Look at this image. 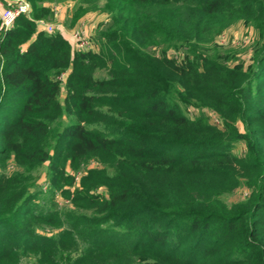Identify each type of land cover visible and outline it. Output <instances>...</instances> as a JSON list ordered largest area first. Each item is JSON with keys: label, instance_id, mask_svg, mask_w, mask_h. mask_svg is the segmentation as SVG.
<instances>
[{"label": "trees", "instance_id": "trees-1", "mask_svg": "<svg viewBox=\"0 0 264 264\" xmlns=\"http://www.w3.org/2000/svg\"><path fill=\"white\" fill-rule=\"evenodd\" d=\"M25 1L30 16L0 31V264H264V0H70L77 17L107 16L98 51L37 27L53 0ZM240 19L262 37L248 72L157 53ZM92 159L103 169L74 188ZM45 164L73 209L56 211L54 194L41 203Z\"/></svg>", "mask_w": 264, "mask_h": 264}, {"label": "rangeland", "instance_id": "rangeland-1", "mask_svg": "<svg viewBox=\"0 0 264 264\" xmlns=\"http://www.w3.org/2000/svg\"><path fill=\"white\" fill-rule=\"evenodd\" d=\"M47 5V4H46ZM103 5V2L100 3ZM49 6L53 9L55 13V18L52 20H44V25H52L53 32L52 33H62L67 37L72 43L73 47L75 42L72 38V34L76 31H84L85 35L89 39V42L92 45V51H98L100 47L99 37L101 36V32L105 29H108L110 26V22H108L107 16H105L100 11H87L83 16H79L81 14V9L78 11V3L77 1L70 0H53L49 3ZM89 7V6H88ZM85 9V8H84ZM42 24H37V27L40 29H45V26ZM262 41V37L258 30L255 28L253 24L250 22L240 19L234 23H232L225 32L216 37L214 41L209 43L197 42L195 40L190 42H185L183 46H181L178 50H173L168 48L164 43L157 47V53H164L166 51V55L169 57H181L183 61L191 58L194 59L196 56L203 57H211L215 58L223 64L228 65L231 68H238L245 72L250 71L254 68V54L258 49L259 44ZM75 49V47H74ZM153 50V49H150ZM96 78H105L107 76L106 70L97 71L95 74ZM66 74H63L60 77L61 82H65ZM64 90L61 92V100L64 98ZM185 113L190 117H196L198 115L204 114L208 118V121L211 124H214L218 127H224L222 120L214 112H209L197 108H183ZM64 122H68L64 119ZM63 122V123H64ZM240 125V124H239ZM241 128V125H240ZM244 147L241 143H238L235 146L234 153L237 155H241L244 153ZM7 167L2 168V172L6 174H10L11 171L16 170L17 167L14 166L13 162L9 160L7 163ZM92 169H103V165L97 161L96 159L90 160L81 170L73 173L70 171L69 167H67V171L74 175L75 177V186L74 188H79L80 180L84 175L86 170ZM41 174L38 180V185L40 186V191L42 192L41 203L44 204L46 198L49 195L54 194L55 197V207L56 211H68L73 209L70 200L64 198L60 191L52 192L50 179L48 176L47 165L45 164L37 174ZM67 190L73 191V188H66ZM97 194H105L106 191L104 188H100L96 190ZM248 193L247 189L240 188L235 191L232 195H229L225 198V201L228 204L241 201L246 194ZM43 233L49 234L51 230L46 228L42 230ZM32 259L23 258L21 264H30L32 263ZM143 264H155L153 262L143 260Z\"/></svg>", "mask_w": 264, "mask_h": 264}, {"label": "built area", "instance_id": "built-area-1", "mask_svg": "<svg viewBox=\"0 0 264 264\" xmlns=\"http://www.w3.org/2000/svg\"><path fill=\"white\" fill-rule=\"evenodd\" d=\"M32 11L31 5L25 0H0V31L7 32L12 29L20 16H30ZM37 24H45L44 20L37 21ZM46 32H53L52 25H44ZM75 42L74 47L77 50H91L92 45L85 35L84 31H76L72 34Z\"/></svg>", "mask_w": 264, "mask_h": 264}]
</instances>
